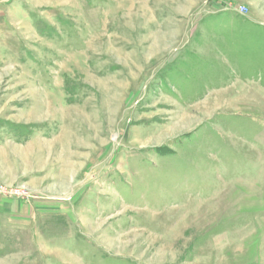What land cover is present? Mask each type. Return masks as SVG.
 <instances>
[{
	"label": "rangeland",
	"instance_id": "1",
	"mask_svg": "<svg viewBox=\"0 0 264 264\" xmlns=\"http://www.w3.org/2000/svg\"><path fill=\"white\" fill-rule=\"evenodd\" d=\"M0 264H264V0H0Z\"/></svg>",
	"mask_w": 264,
	"mask_h": 264
},
{
	"label": "built area",
	"instance_id": "2",
	"mask_svg": "<svg viewBox=\"0 0 264 264\" xmlns=\"http://www.w3.org/2000/svg\"><path fill=\"white\" fill-rule=\"evenodd\" d=\"M245 12H246V8L242 6V7L240 8V13L244 14Z\"/></svg>",
	"mask_w": 264,
	"mask_h": 264
}]
</instances>
